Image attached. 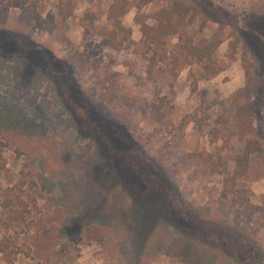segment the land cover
I'll list each match as a JSON object with an SVG mask.
<instances>
[{
  "label": "rangeland",
  "instance_id": "rangeland-1",
  "mask_svg": "<svg viewBox=\"0 0 264 264\" xmlns=\"http://www.w3.org/2000/svg\"><path fill=\"white\" fill-rule=\"evenodd\" d=\"M129 1L122 20L132 35L121 49L112 48L106 34L113 28L108 13L113 0H74L68 24L53 32L35 28L24 11L0 3V30L29 35L67 63L79 55L87 60L86 70L75 63L71 77L81 92L74 99L57 86L48 89L50 77L32 61L26 66L19 50L0 49V107L6 109L0 122V264H202L206 255L215 264H264V152L253 157L237 183L250 189L252 208L245 219L236 224L218 209L220 198L236 199L235 192L224 190L222 169L235 168L245 145L235 126L233 99L247 86L243 60H252L251 55L240 42L231 59L230 43L238 34L234 26L205 14L169 35L163 47L148 46L139 21L153 24L154 14L172 0ZM211 1L240 22L254 5L264 12V0ZM57 3L44 0V16L57 15ZM211 40L221 41L214 53L221 66L217 75L203 78L198 62L175 67L186 41ZM152 54L158 61L149 71ZM107 74L131 98L126 128L141 155L133 168L124 157H114L123 176L97 180L95 168L107 153L90 137L96 115L103 122L112 116L111 107L99 100ZM259 78L264 81L262 73ZM259 87H247L241 103L252 105L264 146V82ZM154 103L163 113L161 121L152 116ZM23 114L38 122L31 121L38 133L30 132ZM149 159L168 172L180 197L153 176L147 183L135 175ZM138 194L171 211V220H157L152 233L137 242L131 196ZM102 209L109 213L103 230ZM12 210L25 218L13 219Z\"/></svg>",
  "mask_w": 264,
  "mask_h": 264
},
{
  "label": "trees",
  "instance_id": "trees-1",
  "mask_svg": "<svg viewBox=\"0 0 264 264\" xmlns=\"http://www.w3.org/2000/svg\"><path fill=\"white\" fill-rule=\"evenodd\" d=\"M2 2L6 3L8 7L21 9L34 22L35 28L49 32L66 26L75 6L74 0H58L57 15L46 17L41 10L44 0H0V3ZM129 2V0H113L109 8V18L113 21V28L106 31V34L108 36V44L112 48L121 49L132 35V29L125 26L122 20V17L128 11ZM261 7L262 5L260 4L254 5L252 14L243 20V22H240L237 15L224 7L216 5L211 0H172L169 5L161 8L154 14L153 24L144 20L139 21L143 37L148 46L163 47L166 45V38L169 35L180 33L183 28L192 24L195 18L201 14H205L220 24L229 23L234 26L235 33L238 34L236 35L237 39L230 43L231 59L236 58L237 47L240 42L243 43L244 48L251 55L252 60L246 58L243 60L247 72V86L240 89L233 99L236 106L234 111L235 126L238 128V134L245 140V145L236 157L235 168L233 170L222 169V173H224V190L230 193L235 192L236 199L234 201L223 198L218 200V209L225 216H231L236 224L242 222L252 208L250 189L238 187V180L248 172L253 157L264 152L259 128L254 124L255 114L252 112V105L245 102L241 103V98H243L247 87H257L260 89L259 84L264 82H260L259 78V74L262 73L264 75V12L258 11ZM121 34L122 37H119ZM220 42V40H211V43L194 44L191 41H186L180 51L181 55L175 56V67L180 62H198L202 64L203 78H211L217 75L221 71V66L218 65L217 60L214 58V53ZM0 49L19 50L27 58L25 61L26 66L29 63L32 65V62H34L41 71L50 77L48 89L57 86L64 95L78 99L81 91L71 75L75 71V63L78 61L80 62V70H86L87 60L83 59L82 55H79L75 59L76 61H73L74 63H67L46 47L35 42L29 35L10 29L0 30ZM161 58L163 57L161 56ZM147 59L149 61V71H152L158 61L156 54H152ZM102 85L104 90L99 95V100L100 103L111 107L112 116L103 122V118L96 115L98 119L97 123H94L91 127L94 135L90 139L92 142H98L101 150L107 153L103 164L95 168V178L97 180L123 176L122 172L117 171L113 163L114 157H124V160L127 159L131 168H133L134 160L138 155H141L140 147L136 145L137 143L132 139L126 128V125L131 123V98L121 91L117 80L111 79V75L109 74L102 79ZM0 104H4V102H0ZM154 108L155 111L152 113L153 118L156 121H161L163 113L159 109V104L154 103ZM1 110L0 107V122H3L5 117L3 111L6 109ZM18 110L19 108L15 106V118H17L16 113ZM97 110L100 113V109L97 108ZM5 112L7 113V111ZM22 116L23 118L21 119L27 122L29 130L31 129L30 132L38 133V125L36 124V128L31 125L33 118H29L26 114ZM33 121L38 123L36 120ZM17 125L19 129L20 127L22 128L21 124L17 123ZM121 131L124 133L119 134ZM218 160L220 164H223L224 158L222 156H219ZM149 161L148 167L144 171L139 168L135 171V175L147 183L152 178L150 176H153L171 194L175 195V197H180L178 189L167 174L168 172L152 159H149ZM0 165H2L1 162ZM62 187L66 196L70 195L69 187ZM151 189L155 190L154 187H151ZM131 198L133 209L136 213L135 232L133 235L137 242L142 238L145 240L152 233L157 220H171V211L165 209L146 194L134 195ZM108 216L107 209H102L99 212L100 223H102L101 230L105 228ZM12 218L23 219L25 217L23 213L12 210ZM233 231V237L238 240V234L236 235L235 231ZM183 250L185 249L183 248ZM208 257L206 255L204 259L201 258V263L215 264L209 261ZM227 264L233 263L229 262Z\"/></svg>",
  "mask_w": 264,
  "mask_h": 264
}]
</instances>
